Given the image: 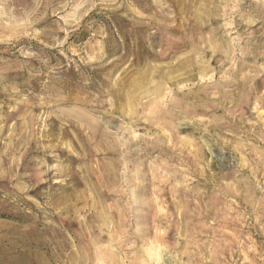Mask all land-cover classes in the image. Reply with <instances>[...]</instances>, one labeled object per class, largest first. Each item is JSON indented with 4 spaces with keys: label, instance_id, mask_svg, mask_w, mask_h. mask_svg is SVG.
<instances>
[{
    "label": "rangeland",
    "instance_id": "rangeland-1",
    "mask_svg": "<svg viewBox=\"0 0 264 264\" xmlns=\"http://www.w3.org/2000/svg\"><path fill=\"white\" fill-rule=\"evenodd\" d=\"M0 264H264V0H0Z\"/></svg>",
    "mask_w": 264,
    "mask_h": 264
}]
</instances>
